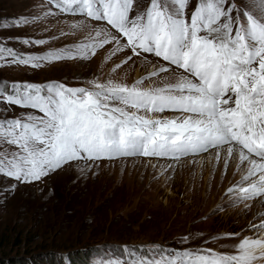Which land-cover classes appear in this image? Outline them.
<instances>
[{
  "label": "rangeland",
  "instance_id": "1",
  "mask_svg": "<svg viewBox=\"0 0 264 264\" xmlns=\"http://www.w3.org/2000/svg\"><path fill=\"white\" fill-rule=\"evenodd\" d=\"M198 2L189 0L184 13L187 20ZM253 3L226 0L225 10L235 5L261 16ZM149 4L150 0H133L130 16L146 11ZM236 15L233 11L232 16ZM22 17L28 22L14 23ZM240 19L246 23L243 11ZM4 23L8 27L0 26V46L18 54L39 55L63 48L75 51V46L102 39L109 43L89 49L85 55L42 62L38 68L12 63L11 56L0 57V83L59 82L91 89L108 81L131 86L144 78L138 87L149 89L175 83L183 74L154 54L136 56L123 44L116 51L117 45L111 41L113 34L119 35L115 29L78 10L62 11L55 0H0V25ZM97 32L103 35L97 37ZM24 40L45 43L25 44ZM161 67L169 71L150 75ZM28 114L42 115L0 102V119H24ZM140 114L160 119L182 115L171 110ZM229 147H233L231 155ZM16 151L14 145L0 146V153ZM239 151L240 146L232 142L175 157L81 158L32 183L0 175V233L4 236L0 264H62V255L70 257L71 264H92L94 258L139 264L155 245L237 254L241 240H264V227H259L264 224V194L237 200L236 192L227 191L259 179L257 173L243 180L251 164L240 160ZM250 159L264 162L254 155ZM13 183L17 187L11 190ZM124 246L136 254L126 261ZM254 264H264V257Z\"/></svg>",
  "mask_w": 264,
  "mask_h": 264
},
{
  "label": "snow or ice",
  "instance_id": "2",
  "mask_svg": "<svg viewBox=\"0 0 264 264\" xmlns=\"http://www.w3.org/2000/svg\"><path fill=\"white\" fill-rule=\"evenodd\" d=\"M55 2L62 11L78 10L115 29L119 35L113 34L111 41L117 45L116 51L123 44L136 56L154 54L183 74L175 83L149 89L138 87L144 78L131 86L108 81L91 89L59 82L0 83V102L42 113L0 119V146L6 143L17 149L0 153V175L32 183L81 158L175 157L235 142L240 146V160L251 164L243 180L260 175L258 181L234 186L228 193L236 192L237 200L264 194V162L250 159L254 155L264 161V0H254L252 5L260 11L259 17L235 5L225 10L226 0H199L190 21L184 14L189 0H150L147 10L135 17L130 16L133 0ZM241 11L246 23L240 19ZM27 22L24 17L14 21L17 25ZM0 26L8 27L7 23ZM108 43L109 39H102L75 46V51L63 48L39 55L18 54L0 46V57L11 56L12 63L38 68L42 62L85 55ZM167 71L161 67L150 75ZM165 110L182 115L160 119L140 114ZM228 152L231 155L233 147ZM16 187L13 183L9 189ZM236 247L237 254L229 255L155 245L139 264H254L264 257V240L245 238ZM124 253L125 261L136 255L127 246ZM60 261L71 264L67 255L60 256ZM92 264H122V260L94 258Z\"/></svg>",
  "mask_w": 264,
  "mask_h": 264
},
{
  "label": "trees",
  "instance_id": "3",
  "mask_svg": "<svg viewBox=\"0 0 264 264\" xmlns=\"http://www.w3.org/2000/svg\"><path fill=\"white\" fill-rule=\"evenodd\" d=\"M4 236L0 233V248L3 246Z\"/></svg>",
  "mask_w": 264,
  "mask_h": 264
}]
</instances>
